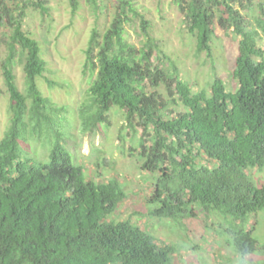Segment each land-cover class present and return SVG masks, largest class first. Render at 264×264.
I'll list each match as a JSON object with an SVG mask.
<instances>
[{"label": "trees", "instance_id": "trees-1", "mask_svg": "<svg viewBox=\"0 0 264 264\" xmlns=\"http://www.w3.org/2000/svg\"><path fill=\"white\" fill-rule=\"evenodd\" d=\"M86 1L98 9V0ZM174 1L199 53L211 49L217 18L241 35L233 70L237 89H227L216 77L211 90H194L177 69L167 73L153 67L154 41L139 50L125 37L128 13L138 15L137 8L132 0H118L110 25L101 36L94 27L85 50L91 81L78 122L89 130L119 107L124 127L141 137L138 162L153 176L152 214L176 221L195 217L197 207L225 214L235 222L229 229L235 249L247 256L258 250V239L245 223L264 212V184H256L251 174L264 169V44L233 0ZM70 3L76 13L80 1ZM222 6L223 14H217ZM30 8L43 17L51 11L48 0H0V47H6L1 68L11 101L10 124L0 140V264H175L173 245L159 244L131 220L111 217L126 196L120 180H95L60 141L48 161L22 149L34 136L64 135L67 123V106L53 104L40 85L43 77L49 88L62 83L44 75L48 63L42 46L24 28ZM141 20L145 28L148 21ZM18 62L25 71V92L17 83ZM147 82L165 84L186 111L174 114L171 101L157 90L149 92ZM25 132L33 135L21 140Z\"/></svg>", "mask_w": 264, "mask_h": 264}, {"label": "rangeland", "instance_id": "rangeland-1", "mask_svg": "<svg viewBox=\"0 0 264 264\" xmlns=\"http://www.w3.org/2000/svg\"><path fill=\"white\" fill-rule=\"evenodd\" d=\"M48 1L51 6L50 14L43 17L41 12L30 8L24 20V28L42 46L43 57L48 63V71L44 75L55 77L62 83L59 87L49 88L45 77L40 80L45 95L51 98L53 104L67 106V123L62 125L65 129L64 135L57 134L52 139H39L34 136L28 140V144L22 143V149L26 148L38 161H48L56 144L60 141L64 145L68 133L72 134L73 137L68 139L66 146L80 151L83 155L80 163L86 166L84 169L89 175L99 182L109 178L121 180L126 198L118 204L111 217L116 220H131L151 232L159 244L173 245L175 264H264V212H258L245 223L248 224L247 228L254 230L253 235L258 239V250L244 257L235 249L232 233L229 231L235 222L225 214L207 212L199 207L195 217H186L180 221L159 218L152 214L154 205H150L148 197L153 189V176L141 170L138 162L142 159L141 137L136 134L131 136L129 128L124 127V111L120 110L119 114L112 115V129L107 132V136L98 135L92 130H81L78 122L79 110L84 100H88L87 88L91 81L89 71L84 68L85 50L92 29L98 26L101 36L110 25L118 0H98L99 7L96 11L86 0H79L80 6L76 13L72 11L70 0ZM132 1L138 15L128 13L130 20L125 24V37L139 50L146 47L150 38L154 41V54L151 57L153 67L163 68L167 73L177 69L194 90H210L216 77L224 80L227 89H237L233 70L241 35L234 31V27L226 30L217 18L211 49L199 53L197 39L189 33L184 15L174 0ZM232 4L245 25L258 31L259 42L263 45L264 0H233ZM221 11L223 14L224 6L217 9V14ZM224 17L227 15L224 14ZM142 18L148 21L145 28L142 26ZM262 19L263 24L259 22ZM5 52L6 47L2 43L0 140L10 124V93L1 68ZM15 73L20 90L25 92V71L22 63H16ZM146 88L149 92L157 90L163 100H170V108L175 113L186 110L179 103L177 95L170 92L165 84L155 87L147 82ZM114 108L117 107L111 110ZM137 129L142 130L139 126ZM124 133L127 134L126 137ZM30 134L33 135L32 132L23 133L21 140H25L26 135ZM150 139L151 135L146 137L148 145L151 143ZM66 146V150L77 163L75 153ZM101 159V165H96ZM251 174L256 184H264V169H252Z\"/></svg>", "mask_w": 264, "mask_h": 264}, {"label": "clouds", "instance_id": "clouds-1", "mask_svg": "<svg viewBox=\"0 0 264 264\" xmlns=\"http://www.w3.org/2000/svg\"><path fill=\"white\" fill-rule=\"evenodd\" d=\"M183 79V78H182ZM184 80V79H183ZM186 81V80H185ZM210 90H211V86H210ZM173 110V109H172ZM174 111V110H173ZM186 111V110H185ZM180 112H184V111H180ZM180 112H178V113H180ZM120 113V110H119V107H117V109H115V111H111V116H109V115H107L106 116V118H105V120L104 121H101V122H103V124H101V122L100 123H96L93 127H91L89 130H92L93 131V133H97L98 135L99 134H103V135H105V136H107V132L109 131V130H111L112 129V121H111V117H112V115H114V114H119ZM174 114H177V113H175V111H174ZM103 125H104V127H103ZM76 127V126H75ZM81 130H83L82 128H81ZM89 130H86V132L87 131H89ZM73 137V135L72 134H69V137L66 139V141H65V143H64V145L66 146V144H67V141H68V139L69 138H72ZM66 147H68V146H66ZM68 148H70V147H68ZM74 153H75V155H76V161H78V160H82V157H83V155H81V153H80V151H76V150H74L73 148H70ZM73 158V157H72ZM101 161H102V159L100 160V161H98L97 162V164L96 165H101ZM254 170V169H253ZM119 180V179H118ZM121 181V180H120ZM124 198H126V196L124 197ZM123 198V199H124ZM248 256V255H247ZM247 256H244V257H247Z\"/></svg>", "mask_w": 264, "mask_h": 264}]
</instances>
